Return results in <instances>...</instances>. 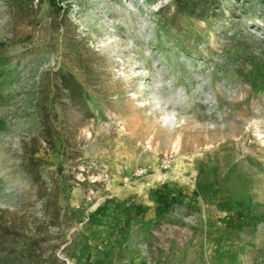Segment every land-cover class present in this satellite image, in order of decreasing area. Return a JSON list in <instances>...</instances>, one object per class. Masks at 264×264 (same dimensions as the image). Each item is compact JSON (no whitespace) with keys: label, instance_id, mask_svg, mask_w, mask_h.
<instances>
[{"label":"rangeland","instance_id":"obj_1","mask_svg":"<svg viewBox=\"0 0 264 264\" xmlns=\"http://www.w3.org/2000/svg\"><path fill=\"white\" fill-rule=\"evenodd\" d=\"M23 1L0 0V211L65 264H264V7Z\"/></svg>","mask_w":264,"mask_h":264},{"label":"trees","instance_id":"obj_2","mask_svg":"<svg viewBox=\"0 0 264 264\" xmlns=\"http://www.w3.org/2000/svg\"><path fill=\"white\" fill-rule=\"evenodd\" d=\"M55 7L56 2L65 0H47ZM224 0H173L175 10L184 14H197L204 17L212 9H218ZM236 4L241 0H231ZM250 1V0H242ZM261 7H264V0H255ZM17 6H21L24 1H15ZM235 5L230 4L228 9H233ZM60 85L67 93L68 100L76 103L82 99L81 86L74 78L68 74H61ZM51 145L56 149L62 144L58 138L51 139ZM36 181L35 179L33 180ZM161 197H163L161 195ZM164 198V197H163ZM158 204V200H157ZM57 212V210H56ZM57 215V213H56ZM52 238L45 223L37 217L29 218V222L24 219H17L8 211H0V264H65L56 255L53 246H49ZM85 264H112L111 258L104 252L99 253L93 259L87 256Z\"/></svg>","mask_w":264,"mask_h":264},{"label":"crops","instance_id":"obj_3","mask_svg":"<svg viewBox=\"0 0 264 264\" xmlns=\"http://www.w3.org/2000/svg\"><path fill=\"white\" fill-rule=\"evenodd\" d=\"M151 205V206H150ZM137 208H141V209H147V212L149 213L150 212V210H152L153 208V203L152 202H148V203H145V204H141V205H139V206H136ZM139 218V217H138ZM132 219L130 220V219H128V218H126L125 220L123 219L122 220V222H121V224L123 223V224H126V226H127V228L129 227V225H130V223H132ZM142 227L143 228H145L146 227V225L144 224V225H142Z\"/></svg>","mask_w":264,"mask_h":264},{"label":"bare ground","instance_id":"obj_4","mask_svg":"<svg viewBox=\"0 0 264 264\" xmlns=\"http://www.w3.org/2000/svg\"><path fill=\"white\" fill-rule=\"evenodd\" d=\"M159 48V47H158ZM166 58V57H165ZM194 65V64H193ZM163 75V74H162ZM140 76L134 77L130 79V84L132 85V88L135 87L134 81L137 80V78H139ZM132 82V83H131ZM134 84V85H133ZM203 117V116H202ZM201 117V118H202Z\"/></svg>","mask_w":264,"mask_h":264},{"label":"built area","instance_id":"obj_5","mask_svg":"<svg viewBox=\"0 0 264 264\" xmlns=\"http://www.w3.org/2000/svg\"><path fill=\"white\" fill-rule=\"evenodd\" d=\"M143 173H144L143 170H139V171H137V173L135 174V176H141Z\"/></svg>","mask_w":264,"mask_h":264}]
</instances>
